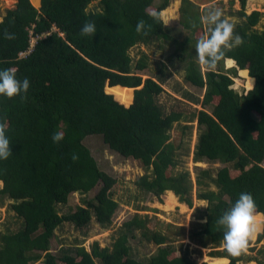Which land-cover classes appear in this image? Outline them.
Here are the masks:
<instances>
[{
    "label": "trees",
    "instance_id": "1",
    "mask_svg": "<svg viewBox=\"0 0 264 264\" xmlns=\"http://www.w3.org/2000/svg\"><path fill=\"white\" fill-rule=\"evenodd\" d=\"M93 1L98 6L89 9ZM171 1L42 0L36 7L35 0H17L7 9L0 21V69L15 67L17 78L27 77L30 86L13 98L0 96V124L12 148L9 158L0 160V202L5 196L12 199L10 207L21 222L17 230L0 235V264H32L42 257L45 264H199L182 246L178 253L171 236L152 229L139 214L124 222V230L112 246L102 247L95 241L91 250L77 245L62 248L60 255L51 251L55 231L64 222L80 230L92 219L107 226L118 210V178L100 168L84 143L91 134H101L109 148L139 160L150 170L136 179L140 190L159 198L172 190L192 206L194 183L189 170L175 171L182 143L176 145L171 140V130L175 122L196 117L200 128L196 160L226 165L215 176L203 169L198 177V198L209 204L197 209V217L206 221L198 222L190 237L200 244L224 242V229L217 221L241 192L253 195L256 221L263 216L264 29L257 27L263 12L247 13L248 0H240L237 15L241 20L234 31L242 43L225 48L216 65L207 68L200 66L195 56L197 41L208 32L200 22V3L182 0L180 24L189 34L180 40L161 16ZM151 13H157L158 18ZM141 19L150 26L146 35L136 31ZM86 22L95 23V34H81ZM31 30L40 38L32 51L23 55L30 47ZM5 32L13 34L12 38ZM155 42L181 45L175 56L179 66L185 67L186 82L204 90L203 98L187 89L182 94L186 101L201 103L202 109L188 115L182 107L183 98L169 111L159 102L171 73L168 65L152 61L146 52L134 62L130 53L136 45ZM227 58L237 66L224 69ZM156 65L158 73L151 68ZM240 69L248 88L256 78L255 86L245 93L232 87ZM191 128V124L182 125L183 133ZM56 132H63L59 142L52 139ZM212 183L217 189L206 188ZM98 187L86 206L59 212L58 206L68 203L73 192ZM136 228L159 244L146 259L132 254L129 240L135 237ZM263 237L264 232L258 236ZM212 255L230 258L223 264H238L243 259L241 253L232 255L226 248Z\"/></svg>",
    "mask_w": 264,
    "mask_h": 264
},
{
    "label": "rangeland",
    "instance_id": "2",
    "mask_svg": "<svg viewBox=\"0 0 264 264\" xmlns=\"http://www.w3.org/2000/svg\"><path fill=\"white\" fill-rule=\"evenodd\" d=\"M41 1L42 0H35V6L40 7ZM193 1L200 3L203 14H206L209 10L219 8L223 11L225 17H235L237 22L241 20L237 15V11L241 9L240 0ZM16 2L17 0H0V21L6 14L7 9L14 7ZM181 5L182 0H172L169 6L161 12V16L171 33L175 35V32H177L176 36L180 40L189 34V30L180 24ZM97 6L98 2L93 1L90 3L89 9H95ZM253 10H260L263 12L257 27L260 30L264 29V0H248L246 12L251 13ZM206 27L208 29L207 25ZM180 48L181 45L175 47V44L172 42H155L150 46H146L145 44L136 45L130 49V53L133 56L134 62L141 56L142 52H146L149 54L152 61H164L168 65V69L171 73L164 83L165 91L158 97V100L165 109L169 111L173 108L175 109L176 100L178 98H183L182 107L186 108L189 113L188 115H190L191 111L194 109H202L203 106L201 103L195 104L190 100L186 101L185 99L187 97H185L182 92L187 89L203 98L204 90L199 91L186 82L185 67H182V65L179 66L180 62H178L175 56V52H179ZM158 66L159 65L151 67L154 73H158ZM236 66L237 64H235V62L233 65L229 64L227 59L224 62V69ZM247 74L250 76L249 72ZM247 82V77L240 69L234 77L232 87L240 93H245L253 87L248 88ZM184 124L192 125V128L186 133H183L182 130V125ZM199 133L200 128L196 117L193 119L186 118L181 122H175L171 130V140H173L176 145L180 142L182 143L177 149L179 163L175 171L189 170L194 183V199L192 206L181 201L179 195L172 190H166L161 195V198L152 193H146L140 190L135 184V181L139 176L146 172H150V170L146 169L139 160L125 158L109 148L104 142L101 134L86 136L84 143L90 148L100 168L118 178L116 198L120 202L119 207L113 221L107 226H102L96 219H92L86 228L80 230L71 222H64L55 231L56 234L52 242L51 251L56 255H60L62 254V248H74L77 245H84L88 250H91L92 244L95 241H98L102 247L112 246L116 238L123 232L124 222L131 219L135 214H139L141 218L147 221L152 229L171 236L174 245L178 248V253L182 246V249L192 258L196 259L199 264H223L230 262V258L228 257L212 255L213 251L224 250L226 248L224 242L215 244L211 241H207L206 244H200L190 237L191 229L198 228V222L203 223L206 221V218L199 219L197 217V209L204 208L209 204L207 199L198 198L200 186L197 184V179L202 175L203 169H209L212 175L215 176L219 168L226 165L220 161H211L208 159L202 161L196 160L195 149ZM2 185L3 181L0 179V186ZM206 188L217 189L214 183L207 185ZM98 189L99 187L90 192H73L69 197L68 203L58 206L59 212L62 214L68 213L75 210L79 204L86 206V200L91 198ZM12 201V199L5 196L0 202V235L5 232L15 231L20 227L21 222L16 217L15 211L10 207ZM255 227L256 230L249 239L246 249L241 252L243 259L240 260L238 264H264V252L261 251L264 248V237L262 239L258 238L259 234L264 232V214L256 221ZM129 244L131 245L133 256L142 259H146L154 254L159 246V244L143 237L142 230L138 228L135 229V237L130 238ZM1 246L2 243L0 239V247ZM222 257L226 258L227 261L219 259ZM44 259L45 258L42 257L32 264H45ZM259 260L263 262L259 263Z\"/></svg>",
    "mask_w": 264,
    "mask_h": 264
},
{
    "label": "clouds",
    "instance_id": "3",
    "mask_svg": "<svg viewBox=\"0 0 264 264\" xmlns=\"http://www.w3.org/2000/svg\"><path fill=\"white\" fill-rule=\"evenodd\" d=\"M158 18L157 13H151ZM200 22L208 26V32L200 38L195 46V56L199 65L212 68L224 56V49L231 48L242 43V37L235 33L236 18L225 17L221 9L215 8L201 15ZM143 19L136 24L138 33L147 34ZM84 36L96 33L94 22H86L81 28ZM7 38H12L11 33L5 32ZM15 67L0 69V96L13 98L26 93L30 82L27 77L23 80L17 78ZM252 89V88H251ZM53 142L63 139V132H56L52 136ZM12 153L10 140L4 126L0 124V160H6ZM256 203L249 192H241L234 203L223 212L217 223L223 226V240L227 251L232 255H239L246 249L249 239L255 231Z\"/></svg>",
    "mask_w": 264,
    "mask_h": 264
},
{
    "label": "built area",
    "instance_id": "4",
    "mask_svg": "<svg viewBox=\"0 0 264 264\" xmlns=\"http://www.w3.org/2000/svg\"><path fill=\"white\" fill-rule=\"evenodd\" d=\"M56 29V28H55ZM46 35V34H45ZM40 38V35H34L33 31L31 30V40H30V47L23 52L22 54L25 55L26 53H29L34 48L35 44L37 43L38 39Z\"/></svg>",
    "mask_w": 264,
    "mask_h": 264
},
{
    "label": "crops",
    "instance_id": "5",
    "mask_svg": "<svg viewBox=\"0 0 264 264\" xmlns=\"http://www.w3.org/2000/svg\"><path fill=\"white\" fill-rule=\"evenodd\" d=\"M32 1V0H31ZM33 3V2H32ZM34 5H35V3H33ZM41 5V4H40ZM229 58H227V60H228ZM230 59H232V58H230ZM234 60V59H233ZM234 62H235V64H236V61L234 60ZM254 78V77H253ZM254 80H255V78H254ZM255 82V81H254ZM255 84V83H254ZM263 214V213H262Z\"/></svg>",
    "mask_w": 264,
    "mask_h": 264
},
{
    "label": "water",
    "instance_id": "6",
    "mask_svg": "<svg viewBox=\"0 0 264 264\" xmlns=\"http://www.w3.org/2000/svg\"><path fill=\"white\" fill-rule=\"evenodd\" d=\"M247 71L249 72V70H248V69H247ZM254 78H255V77H254ZM255 84H256V78H255ZM255 84L253 85V87L255 86ZM253 87H252V88H253Z\"/></svg>",
    "mask_w": 264,
    "mask_h": 264
}]
</instances>
